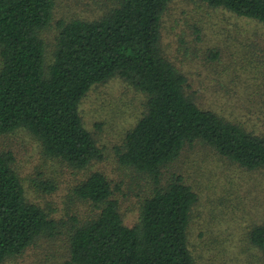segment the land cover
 <instances>
[{
    "label": "trees",
    "instance_id": "1",
    "mask_svg": "<svg viewBox=\"0 0 264 264\" xmlns=\"http://www.w3.org/2000/svg\"><path fill=\"white\" fill-rule=\"evenodd\" d=\"M170 1L105 0L94 17L55 20L56 0H0V135L26 130L46 156L86 169L103 155L80 104L91 87L120 77L146 99L115 148L117 159L149 184L128 226L117 184L91 171L73 188L90 213L68 222L28 199L13 153L0 151V264L61 233L62 264H197L187 230L199 196L180 172L166 168L197 142L245 169L264 167V131L201 106L192 78L164 54L162 17ZM202 1L264 25V0ZM54 184L36 186L50 192ZM249 238L264 258V223Z\"/></svg>",
    "mask_w": 264,
    "mask_h": 264
},
{
    "label": "rangeland",
    "instance_id": "2",
    "mask_svg": "<svg viewBox=\"0 0 264 264\" xmlns=\"http://www.w3.org/2000/svg\"><path fill=\"white\" fill-rule=\"evenodd\" d=\"M106 4L105 0H56L55 20L94 17ZM53 33L52 29L45 32L51 50ZM161 34L164 54L192 78V92L201 106L264 131V91L253 82L256 77L264 86L263 24L202 0H171L162 17ZM145 99L120 77L91 87L80 111L103 157L86 169L46 156L26 130L0 135V151L13 153L28 199L68 222L91 210L75 197L74 186L87 173L102 171L117 184L123 220L131 226L149 184L145 176L119 164L115 148L143 111ZM166 169L180 172L199 196L187 230L197 264H264L261 251L249 238L250 230L264 223V167L245 169L197 142ZM40 181L54 182L55 188L41 190L36 186ZM66 240L63 233L55 241L42 237L5 264H62Z\"/></svg>",
    "mask_w": 264,
    "mask_h": 264
}]
</instances>
